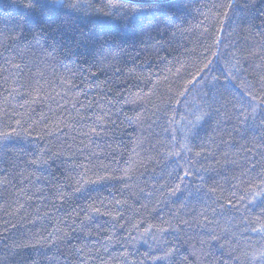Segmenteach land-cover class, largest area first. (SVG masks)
I'll list each match as a JSON object with an SVG mask.
<instances>
[{"label":"trees","instance_id":"1","mask_svg":"<svg viewBox=\"0 0 264 264\" xmlns=\"http://www.w3.org/2000/svg\"><path fill=\"white\" fill-rule=\"evenodd\" d=\"M27 2L0 0V264H264L243 222L264 211V110L238 111L264 78V0ZM101 115L116 128L84 137ZM177 218L195 223L159 259Z\"/></svg>","mask_w":264,"mask_h":264},{"label":"snow or ice","instance_id":"2","mask_svg":"<svg viewBox=\"0 0 264 264\" xmlns=\"http://www.w3.org/2000/svg\"><path fill=\"white\" fill-rule=\"evenodd\" d=\"M56 3H60L61 0H55ZM39 4L41 7H45L46 4L42 2V0H28V2L26 4L22 5V8L26 11V12H31L35 10L36 5ZM72 7H76V5H72ZM243 7L245 9L251 8V9H255V3L254 0H244L243 3ZM12 67L15 69L16 72H22L21 69V65L19 63L13 64ZM208 65H205V70L208 69ZM206 74V72H205ZM226 75L229 76L230 79H233V77H231L230 73H226ZM204 79V75L202 74L197 80L195 81H189V83L195 85L196 83H199L200 80ZM21 87H32L31 81L26 84V85H21ZM257 87H259L261 92H264V78H261L260 80L257 81L256 84H251V85H246V92L245 91H241L240 92V96H241V106L238 109L240 115L247 120L249 117L254 116L255 114H257L258 111L264 110V96H260L259 93H257L256 91H254ZM39 89V84L37 83L34 90H38ZM245 101H247V105L245 104ZM208 108H211V105H208ZM73 111H75V106H73ZM5 115H7V113H5ZM205 116H209L210 117V112L209 111H203L201 116H199L197 119L198 120H202L204 119ZM117 119H119V117L117 116ZM127 122L129 124L133 123V119L131 117H126ZM107 120L108 123L105 124L104 121ZM87 121H91L92 123V127L91 130L88 131L86 128L82 131V134L84 137H90V136H95V137H100L101 135L107 134V132L110 129H115L117 124H116V120L112 119V116H97L95 118L89 117L87 118ZM85 121V123L87 122ZM75 123H81V121H75ZM97 129H100L99 131ZM66 130V129H65ZM63 131V130H62ZM197 156H200L201 153H196ZM255 166L252 167L251 171H255ZM181 171H183V169H181ZM188 173H185V176L187 177ZM262 182H264V175H261L258 177ZM177 179H179V176H177ZM249 184H254L253 180H249L248 181ZM259 186V185H256ZM179 191V187L177 186L176 188H172V195H176V193ZM56 195L58 196H62V193H56ZM238 199L241 200V203H244V199L242 197H238ZM248 207L253 208V210H255V205L253 203H249ZM261 207H264V204L261 205ZM96 212H99V209H94ZM243 220V217H242ZM245 223V226H250V230L254 231V232H260V231H264V211L260 212L259 216L256 217L255 221H251V220H247V221H243ZM193 223H195V221H189V220H182L180 218H177L176 220V224L179 226V230L177 229H173V233L176 236V240L178 241V243L170 245L171 250L170 251H166L165 252V256L164 257H160L159 259H167L169 257H175L178 252H179V247L180 244H183V240L180 238L179 235V231L183 230L185 227H190ZM206 223H210L207 222ZM260 224L259 228H256L254 225L255 224ZM85 227H87V225H85ZM202 235H204L205 237H207V239L203 240V241H198V243H200L201 245V250L203 252L205 246L209 245L210 243L215 244L220 250L221 252L223 251V248L226 247L225 245H220L219 244V240L221 239L220 237H218L216 235V233L214 231H205L202 233ZM80 252H83V249L79 250ZM238 251V249H232V251L229 253L227 259L228 260H234V264H239V256L236 254ZM127 255V254H126ZM212 256L213 253L211 252V250L209 249L207 252V256L205 257L209 262L212 260ZM220 264H224L223 260L220 261Z\"/></svg>","mask_w":264,"mask_h":264},{"label":"water","instance_id":"3","mask_svg":"<svg viewBox=\"0 0 264 264\" xmlns=\"http://www.w3.org/2000/svg\"><path fill=\"white\" fill-rule=\"evenodd\" d=\"M127 2H132V3H143V4H160V3H167L175 0H123Z\"/></svg>","mask_w":264,"mask_h":264}]
</instances>
